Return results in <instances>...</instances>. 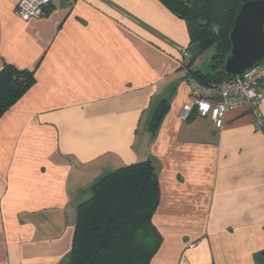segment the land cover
I'll use <instances>...</instances> for the list:
<instances>
[{
	"label": "crops",
	"instance_id": "0c3cea01",
	"mask_svg": "<svg viewBox=\"0 0 264 264\" xmlns=\"http://www.w3.org/2000/svg\"><path fill=\"white\" fill-rule=\"evenodd\" d=\"M19 1L0 0V70L36 81L0 118V264H69L78 205L145 160L160 189L150 264H264V132L247 107L221 128L182 117V50L200 67L213 48L160 0H51L30 20Z\"/></svg>",
	"mask_w": 264,
	"mask_h": 264
},
{
	"label": "trees",
	"instance_id": "16d2710c",
	"mask_svg": "<svg viewBox=\"0 0 264 264\" xmlns=\"http://www.w3.org/2000/svg\"><path fill=\"white\" fill-rule=\"evenodd\" d=\"M160 1L186 21L192 43H199L202 51L214 50L208 72L194 67L196 58L192 57L190 76L205 85L233 78L223 67L232 46L230 32L236 14L248 0ZM35 81L34 69L4 65L0 70V118ZM166 109L161 106L156 111L153 130ZM159 197V179L150 160L102 176L92 186L91 197L77 207L69 264H150L162 239L152 222Z\"/></svg>",
	"mask_w": 264,
	"mask_h": 264
},
{
	"label": "built area",
	"instance_id": "2783aa9c",
	"mask_svg": "<svg viewBox=\"0 0 264 264\" xmlns=\"http://www.w3.org/2000/svg\"><path fill=\"white\" fill-rule=\"evenodd\" d=\"M51 0H20L18 15L24 20L40 18L45 14ZM194 56L190 48L182 50L179 66L190 85L192 103L184 106L182 117L188 118L194 110L200 116L211 117L218 128L223 126L227 113L236 108L247 107L254 119L256 129L264 132V114L260 103L264 98V58L223 83L205 85L189 74V63Z\"/></svg>",
	"mask_w": 264,
	"mask_h": 264
},
{
	"label": "water",
	"instance_id": "95a60500",
	"mask_svg": "<svg viewBox=\"0 0 264 264\" xmlns=\"http://www.w3.org/2000/svg\"><path fill=\"white\" fill-rule=\"evenodd\" d=\"M231 50L224 72L238 76L264 58V0L245 1L230 32Z\"/></svg>",
	"mask_w": 264,
	"mask_h": 264
},
{
	"label": "rangeland",
	"instance_id": "374dc122",
	"mask_svg": "<svg viewBox=\"0 0 264 264\" xmlns=\"http://www.w3.org/2000/svg\"><path fill=\"white\" fill-rule=\"evenodd\" d=\"M210 55V51L205 52L202 57L197 60V65H199L202 69L207 70L210 63Z\"/></svg>",
	"mask_w": 264,
	"mask_h": 264
}]
</instances>
